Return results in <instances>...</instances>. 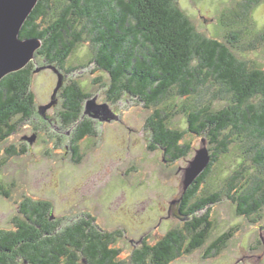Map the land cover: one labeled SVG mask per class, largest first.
<instances>
[{
    "label": "trees",
    "instance_id": "trees-1",
    "mask_svg": "<svg viewBox=\"0 0 264 264\" xmlns=\"http://www.w3.org/2000/svg\"><path fill=\"white\" fill-rule=\"evenodd\" d=\"M257 1L247 0L245 10ZM235 22L223 13L219 25L226 33L218 39L198 33L174 0H38L20 29V38L41 40L37 54L58 68L80 42L89 41L90 63L109 74L113 95L128 92L145 106L171 97L174 102L167 106L185 114L188 131L203 134L213 145L207 167L180 197L178 214L184 226L169 230L152 245L143 240L129 264H169L181 255L183 245L191 252L205 243L213 227L208 206L219 201L221 193L196 194L233 143L242 156L223 181L225 197L235 203L240 216L255 214L264 205V70L237 56L242 32ZM259 36L264 39V32ZM31 66L0 80V141L16 129V116L25 119L32 112ZM62 96L64 122H76L88 94L73 82ZM177 96L193 97V102L178 105ZM216 98L226 104L214 109ZM167 106L150 117L151 148L158 145L173 160L184 155L186 145H180L182 132L167 126ZM93 132L91 121L83 118L74 137ZM70 150L78 152L75 146ZM0 195L8 196L1 184ZM21 205L24 218L15 221L14 229L0 230V264H125L118 260L115 246L123 231H105L90 215L60 227L51 220L49 201L26 198ZM226 237L211 243L207 253L220 249Z\"/></svg>",
    "mask_w": 264,
    "mask_h": 264
},
{
    "label": "rangeland",
    "instance_id": "rangeland-1",
    "mask_svg": "<svg viewBox=\"0 0 264 264\" xmlns=\"http://www.w3.org/2000/svg\"><path fill=\"white\" fill-rule=\"evenodd\" d=\"M174 1L195 30L205 36L223 39L226 29L219 25L223 13L235 20L234 26L242 32L237 56L264 70V39L259 36L264 32V0L252 3L247 11L243 6L247 0ZM92 53L90 42L85 40L76 46L63 68L46 62L37 51L28 63L32 64V112L25 119L16 116V129L0 141V184L8 192V196L0 195V230L14 229L15 221L24 218L20 210L26 198L47 200L52 205L51 220L59 222L60 227L90 215L105 231H123L115 246L118 260L129 264L133 249L141 246V238L152 245L169 230L184 226L178 207L186 191L185 168L196 150L203 147L202 140L209 154L213 145L203 134L188 131L185 114L167 106L173 98L145 106L128 92L113 95L109 74L90 63ZM69 67L73 68L71 72L65 70ZM73 82L88 94L87 99L95 97L96 103L107 104L113 117L99 120L84 114V99L79 119L66 124L62 92ZM53 95L55 104L40 113V106L48 104ZM182 97L177 96L178 105L193 102V97ZM204 98L211 99L209 95ZM212 104L217 109L226 103L216 98ZM166 106L171 114L167 126L181 131L180 145H186L184 155L173 160L158 145L151 148L150 117L154 110ZM83 118L91 121L94 132L75 139L77 124ZM33 135L30 142L28 138ZM72 146L77 148L76 154L70 150ZM235 146L230 145V151L214 163L196 194L221 193L220 200L208 206L213 227L205 243L191 252H186L183 245L181 255L169 264H264V205L250 216L237 215L235 203L222 189L225 177L236 169L242 156ZM223 234H227L224 245L207 253L211 243Z\"/></svg>",
    "mask_w": 264,
    "mask_h": 264
},
{
    "label": "water",
    "instance_id": "water-1",
    "mask_svg": "<svg viewBox=\"0 0 264 264\" xmlns=\"http://www.w3.org/2000/svg\"><path fill=\"white\" fill-rule=\"evenodd\" d=\"M38 0H0V80L9 73L24 68L35 56L41 46L38 38H20V29L36 6ZM61 85V79L57 83L54 94ZM56 99L43 106H40V113L54 105ZM84 114H88L99 120H109L113 114L107 104H98L95 97L87 99ZM35 136L29 137L32 142ZM203 147L196 150V153L189 166L185 168L183 189L184 191L194 182L197 176L207 167L211 156L202 140Z\"/></svg>",
    "mask_w": 264,
    "mask_h": 264
},
{
    "label": "flooded vegetation",
    "instance_id": "flooded-vegetation-1",
    "mask_svg": "<svg viewBox=\"0 0 264 264\" xmlns=\"http://www.w3.org/2000/svg\"><path fill=\"white\" fill-rule=\"evenodd\" d=\"M179 203H180V204H179V207H180V205H181V198H180V202H179ZM179 207H178V212H179ZM143 240H144V238H143V239L141 238L140 241H139L138 243H141V244H142V243H143Z\"/></svg>",
    "mask_w": 264,
    "mask_h": 264
}]
</instances>
